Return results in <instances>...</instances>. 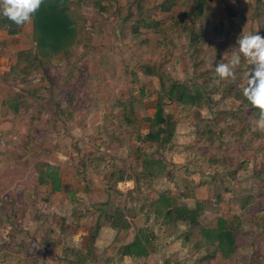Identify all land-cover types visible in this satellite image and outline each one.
<instances>
[{"label":"rangeland","instance_id":"1","mask_svg":"<svg viewBox=\"0 0 264 264\" xmlns=\"http://www.w3.org/2000/svg\"><path fill=\"white\" fill-rule=\"evenodd\" d=\"M137 4H67L80 43L53 67L42 60L35 68L46 86L38 99L47 100V113L20 119V131L28 133L14 141L0 134V264H131L122 249L136 237L146 247L139 259L152 257L138 264H264V132L255 130L258 110L242 96L247 69L236 70L235 83L222 81L200 108L168 101L173 85L209 92L210 72L202 65L226 63L236 46L229 38L264 34V0L243 2L239 27L230 24L231 13L213 12L221 46L210 43L213 55L198 49L189 67L177 34L169 44L140 43L159 38L144 24L157 9ZM157 103L172 130L159 144L145 139L157 128ZM47 164L59 170L58 195L39 179ZM183 209L196 214V225L177 217ZM219 220L233 237L224 254L215 243L199 244L200 230ZM107 223L127 226L99 229ZM184 236L190 243L182 251ZM157 254L167 259L155 260Z\"/></svg>","mask_w":264,"mask_h":264},{"label":"crops","instance_id":"2","mask_svg":"<svg viewBox=\"0 0 264 264\" xmlns=\"http://www.w3.org/2000/svg\"><path fill=\"white\" fill-rule=\"evenodd\" d=\"M69 1L67 0V4L69 5ZM101 1V4L105 8L110 7H136L139 5L147 6L149 8L156 7V15L157 17H153V21L145 22L146 20H142L139 18L140 23H144L146 29L152 28L153 35L159 36V38L153 37L154 40H141L140 43L144 44H153L159 45V43H168L172 41V36L177 34V39L181 41V45L186 49L182 52L183 57L186 58L189 63H191L193 55L198 52V49H202L204 52L211 53L210 43L218 42L216 49L219 50V42L221 41L222 36V26L218 24L217 15L213 12H218L220 17L228 18L227 13H231V16L228 18L230 20V24L233 22L238 25H241L240 21V6L246 0H97ZM199 6V9H198ZM189 9V12H187ZM171 12L174 13L175 16L171 15ZM154 14V13H153ZM159 14L162 16L159 17ZM170 14V15H166ZM164 15V16H163ZM235 18L236 21H235ZM226 20V19H225ZM184 23L187 26V29L181 31L177 29L179 32L173 31V25L177 26V24ZM243 26V24L241 25ZM162 29H165L164 31ZM81 38L80 29L76 25V37L75 41L71 44L69 48L64 50L63 52L56 54L51 58H41L37 55L36 52V43L34 40L33 27L31 25H26L24 27H17L8 19L0 16V134L7 135L11 141H14L15 134L24 133V130L21 132L23 122L21 121L23 118H30V115L33 114V119H37V117H43L45 113H47V108L45 106L46 99L39 101L38 96L41 95L40 92L46 88L45 83L40 82L39 78L36 75V67H40L43 61L51 62L50 66L53 67L59 60L60 56L65 54L66 52L73 50L75 51V47L79 45V39ZM151 38V37H150ZM176 38V35L173 37ZM232 38V39H231ZM229 38L231 43H236L235 36ZM158 41V43H156ZM143 44L140 45L142 47ZM206 47V49H205ZM157 48V47H156ZM236 50V46L231 52ZM223 53V57H224ZM232 53H229L230 57ZM213 55V54H212ZM217 55H220L218 53ZM190 59V60H189ZM216 59V58H215ZM221 59V58H220ZM202 60V59H201ZM220 61V60H219ZM218 61V63H219ZM53 63V64H52ZM215 63L213 68H210L208 65H202L203 69L208 70L210 74L204 78V81L208 82V86L212 88H217L221 85L222 81H218V77L215 74ZM243 64V63H242ZM197 67L196 64L192 65V71H195ZM201 67V68H202ZM245 66L242 65L237 70H245ZM213 69V70H212ZM41 70V69H40ZM43 73V70H41ZM200 75L196 74L195 78H199ZM37 78V79H35ZM238 78V77H237ZM35 81V83H34ZM241 84L238 81V85ZM221 87V86H220ZM216 90V89H215ZM46 91V90H45ZM58 95V94H57ZM212 97H216V93H212L208 95ZM209 98V97H208ZM244 99V98H243ZM55 102V101H54ZM203 112V113H202ZM207 111H199L201 117ZM21 119V120H20ZM202 119V118H200ZM24 121V120H23ZM28 124V120L26 121ZM24 128V126H23ZM28 133V131L26 132ZM24 133V134H26ZM28 135V134H27ZM31 135V133H30ZM29 141V138L28 140ZM70 150V147L67 146L65 150L59 152L57 155L62 157V154L65 155ZM51 168L50 164L44 165ZM54 174L55 179L58 183L61 182V178L59 176V170L55 168L50 169ZM137 176V175H135ZM141 176V175H140ZM121 183V182H118ZM49 184V183H48ZM50 186V184H49ZM51 189V186H50ZM61 186H59L58 192H54L55 194H60L62 191L60 190ZM61 191V192H60ZM51 192V191H50ZM60 192V193H59ZM155 193V191L153 190ZM95 193V192H92ZM172 192L170 195L172 196ZM66 199L65 197H63ZM92 198H95L93 196ZM176 201V200H175ZM174 203V202H172ZM141 204V202H140ZM178 206V205H177ZM61 207V206H57ZM179 207V206H178ZM139 210L136 209V214ZM141 211V210H140ZM120 216V215H119ZM67 223V220H65ZM106 226V227H105ZM126 224L120 225L118 227L116 224L111 225V223L104 224L99 227L107 228L114 231L115 228L117 230H124L126 228ZM200 226V223H199ZM150 229V228H149ZM171 229V228H166ZM173 229V228H172ZM149 231H155L149 230ZM185 238V236L183 237ZM190 240L187 239V242L179 243L182 245V251L185 250L184 247H189ZM172 242V241H170ZM125 246L122 249V259L127 260L131 264H138L142 261H150L152 260L151 256H147L145 258H131L125 254ZM167 248V247H163ZM159 253V250L157 251ZM160 254V253H159ZM185 255V254H183ZM155 260H159L161 255H154ZM153 259V260H154ZM167 256L162 258V260H166ZM208 259V258H207ZM161 260V259H160Z\"/></svg>","mask_w":264,"mask_h":264},{"label":"trees","instance_id":"3","mask_svg":"<svg viewBox=\"0 0 264 264\" xmlns=\"http://www.w3.org/2000/svg\"><path fill=\"white\" fill-rule=\"evenodd\" d=\"M32 27L36 43V52L41 58H51L69 48L73 41H75L76 26L74 21L70 18L67 9V0H45V3L41 6V9L34 18ZM199 87L198 90L194 89V92L191 93L189 90L192 88L191 85L188 88L182 84L173 85L168 90V101L175 100L179 104L189 106H195V104H198L197 107L200 108L203 104L207 103L208 95L216 92V88L208 86L209 92H207L203 89L206 86ZM244 102L247 106L252 107L245 99ZM156 112L153 124L156 125L157 128L154 132H148L145 135V139L159 144L163 142L162 135L165 133H171L172 130L170 131V129H168V125H165L166 123L160 115L161 109L159 103L156 105ZM45 168H48L47 171L41 174L39 179L44 176V180L51 186V192H58L59 183L55 179L53 175L54 173L50 171L49 167L45 166ZM194 215L196 216L192 210L189 211L183 209V211H179L177 217L188 220L189 226H194L197 223ZM224 223V221L219 220V224L215 228L204 229L203 231L200 230L199 244H202V246L209 245L208 247H213L215 243L216 249L220 253L224 254L225 252H230L233 237L229 230L230 226L225 227ZM205 238L211 239V242L209 244L202 242ZM187 239V237L184 238V241L187 242ZM143 242L145 244V239ZM145 248L146 247L138 243V238L136 237L134 241L130 245L125 246L124 249L125 254L129 257L139 258L146 254Z\"/></svg>","mask_w":264,"mask_h":264},{"label":"clouds","instance_id":"4","mask_svg":"<svg viewBox=\"0 0 264 264\" xmlns=\"http://www.w3.org/2000/svg\"><path fill=\"white\" fill-rule=\"evenodd\" d=\"M44 3L45 0H0V16L17 27L31 25ZM242 63L247 69L242 96L258 110L255 130L264 132V34L259 30L254 34H243L236 39V50L232 52L229 60L215 66L217 82L235 83L236 70Z\"/></svg>","mask_w":264,"mask_h":264}]
</instances>
